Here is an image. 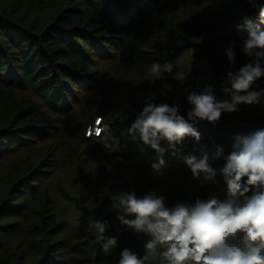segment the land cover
I'll list each match as a JSON object with an SVG mask.
<instances>
[{"label": "trees", "instance_id": "obj_1", "mask_svg": "<svg viewBox=\"0 0 264 264\" xmlns=\"http://www.w3.org/2000/svg\"><path fill=\"white\" fill-rule=\"evenodd\" d=\"M262 6L264 0H0V264H117L125 247L143 257L149 237L116 219L122 193L154 192L169 207L224 200L219 172L214 181L195 179L183 157L206 151L210 166L222 168L217 147L227 156L236 136L264 128V95L216 123L195 122L200 142L186 137L176 155L162 140L159 173L151 167L157 153L133 142L127 129L149 99L178 104L185 119L190 92L210 87L218 101H230L227 73L253 62L237 26L258 24ZM152 63H171L172 72L154 78ZM177 72L186 79H174ZM261 89L264 77L252 86ZM97 116L108 128L87 137ZM90 219L108 221L104 235L117 239L116 248L102 250Z\"/></svg>", "mask_w": 264, "mask_h": 264}, {"label": "clouds", "instance_id": "obj_2", "mask_svg": "<svg viewBox=\"0 0 264 264\" xmlns=\"http://www.w3.org/2000/svg\"><path fill=\"white\" fill-rule=\"evenodd\" d=\"M260 24H264V6L259 10L258 24L247 21L245 25L237 26L243 39L242 51L253 58V62L243 65L235 73H227L230 87L223 91L231 95L230 101H218L210 87L201 93L190 92L187 102L191 108L187 110V119L180 114L178 104L170 106L156 104L152 99L145 101L127 132L133 142L157 153L158 163L151 165L157 173L165 164L166 149L161 147L162 140L176 155L179 151L176 146L186 137L200 142L201 134L194 127L195 122L216 123L225 112L238 111V105L256 103L264 95V89L252 90L256 81L264 77V66L261 65L264 30L260 29ZM226 54L234 66V48L230 46ZM172 69L171 63L163 66L152 63L148 71L159 79ZM173 78L183 81L186 76L184 72H177ZM165 87L170 90V86ZM88 135L90 137L91 133ZM214 156L225 160L219 170L210 166L206 151L200 158L190 154L183 160L195 179L203 174L205 181H214L219 172L226 187L224 200L211 197L197 199L193 205L176 203L169 207L166 198L154 192L141 196L132 191L116 198V219L120 224L138 236L149 237L143 257L125 247L119 253L117 264H145L149 259H158L160 264H264V128L236 136L227 156L220 147ZM89 228L94 229L96 242L105 253L118 246L115 237L104 235L109 228L108 221L90 219ZM81 240H87V236Z\"/></svg>", "mask_w": 264, "mask_h": 264}, {"label": "built area", "instance_id": "obj_3", "mask_svg": "<svg viewBox=\"0 0 264 264\" xmlns=\"http://www.w3.org/2000/svg\"><path fill=\"white\" fill-rule=\"evenodd\" d=\"M199 83H197L198 85ZM125 110V105L117 109V114L121 116ZM245 124H248L245 122ZM108 128V124L103 120L101 116L95 117L93 123L87 128L85 135L89 137L88 133H91L90 137H102ZM99 133V135H97Z\"/></svg>", "mask_w": 264, "mask_h": 264}, {"label": "rangeland", "instance_id": "obj_4", "mask_svg": "<svg viewBox=\"0 0 264 264\" xmlns=\"http://www.w3.org/2000/svg\"><path fill=\"white\" fill-rule=\"evenodd\" d=\"M141 94H144V93H141ZM106 140H107V137H104L103 140H102V142H105L106 143L107 142ZM107 145H110V143H107ZM114 149L115 150H120L121 148H119L118 146L117 147L115 146Z\"/></svg>", "mask_w": 264, "mask_h": 264}]
</instances>
